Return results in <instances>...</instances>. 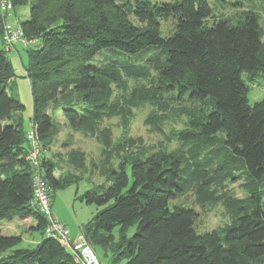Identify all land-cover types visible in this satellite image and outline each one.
<instances>
[{
  "label": "trees",
  "instance_id": "obj_1",
  "mask_svg": "<svg viewBox=\"0 0 264 264\" xmlns=\"http://www.w3.org/2000/svg\"><path fill=\"white\" fill-rule=\"evenodd\" d=\"M15 7L29 0H12ZM166 1V0H165ZM170 1V2H169ZM31 0L28 19L21 23L29 41L26 68L33 97V124L43 141L57 133L50 105L72 90L84 108L63 111L76 129L96 134L106 162L101 173L107 186L87 191L80 199L103 208L82 226L84 240L109 264H264V100L250 105L243 74H264V39L259 19L247 14L232 24L212 15L207 0ZM133 16L134 20L130 18ZM173 16L176 31L163 37L160 17ZM6 16L0 13V41ZM3 43V42H2ZM110 50L107 63L92 64L101 51ZM152 52V53H151ZM157 83L134 90L131 107L149 101L158 106L167 94L208 106L200 120L173 138L189 144L177 153H156L122 159L110 167L113 150L120 154L141 140L123 138L113 149L110 135L99 130L105 114L126 118L130 113L111 102L113 83L121 74ZM14 69L7 52L0 50V223H36L45 235V219L33 205L34 169L25 160L29 152L22 118L24 109L10 83ZM43 148V146H42ZM113 149V150H112ZM43 158L41 171L52 188L71 180L56 179L54 165ZM71 161H78L72 156ZM244 166V168H240ZM241 171L252 207L242 200L218 198L213 187L221 178ZM193 192L201 207L219 199L236 210L233 224L198 234V214L171 206ZM135 233L129 237V229ZM118 228L119 238L113 235ZM21 238L0 230V264H75L58 241L44 236L33 248H19Z\"/></svg>",
  "mask_w": 264,
  "mask_h": 264
},
{
  "label": "rangeland",
  "instance_id": "obj_2",
  "mask_svg": "<svg viewBox=\"0 0 264 264\" xmlns=\"http://www.w3.org/2000/svg\"><path fill=\"white\" fill-rule=\"evenodd\" d=\"M169 0H152L154 4L165 3ZM211 10V17L206 20V25L211 26L219 20H227L232 24L243 21L247 14H254L259 19L262 39H264V0H207ZM170 2V1H169ZM31 0L26 5L16 6L13 12V19L24 23L28 19ZM130 18L134 20L133 16ZM161 32L163 37L170 36L176 31L177 20L173 16L160 17ZM35 43V41H32ZM3 43L0 41V50H3ZM16 51L8 52L9 61L13 66L15 77L10 85L16 89V98L24 106L21 112L15 115V120L22 118L24 128L29 130L33 121V97L30 80L27 78L26 68L28 66V55L23 47H17ZM110 50L99 52L92 64L102 66L107 63L111 53ZM152 53V52H151ZM248 87V100L251 106L264 100V74L260 71L253 75L243 74ZM157 83L156 72L152 71L149 78L145 80L135 79L125 74H121L117 83H113L111 102L119 104L129 110L126 118L105 114L99 124V130H106L110 135L113 149L124 137L141 140L133 147L125 149L118 154L113 150L111 154L110 167L118 169L120 162L124 158L128 160L136 157L145 158L156 153H179L188 148L189 144H182L174 138L169 142L168 137H174L180 131L191 128L192 116L196 115L200 120L204 119L209 111V107L204 104L191 102L188 98H180L176 94H167L160 99L158 106L149 101L140 102L135 108L131 107V94L134 90L142 89ZM82 111L83 103L78 96L68 90L62 93L49 107L47 114L51 117L53 125L57 128V133L41 140L45 148L44 156L54 165L55 174L63 183L71 180L60 189L54 190L52 201L54 211L59 215V219L74 233L82 232V226L88 223L103 208L96 204H87L80 198L89 190H94L100 186H109L110 183L103 177L101 166L106 162L103 146L98 142L96 134H89L84 129L73 128L63 111L68 108ZM26 132V136H27ZM42 148V149H43ZM76 156V163L71 161L72 156ZM241 169L244 168L240 167ZM244 178L241 171H236L233 176L221 178L213 187V191L218 198H232L242 200L246 207L250 204V195L243 187ZM264 189V183L260 186ZM264 202V196L262 198ZM183 206L193 209L198 217L195 221V230L198 234H205L212 231L222 230L233 224L237 211L228 209L222 200L207 203L201 207L197 204L193 192L180 196L171 202V206ZM33 227L29 228V225ZM24 223L20 219L13 221H2L4 233L6 235L18 236L21 238L19 248H33L31 240L42 239L45 235L37 230L36 223ZM136 228L129 229L128 236L135 233ZM118 228L113 232L115 238H119ZM75 232V233H76ZM95 252L101 259L111 261L110 254L104 256L100 248ZM123 260L117 264H126Z\"/></svg>",
  "mask_w": 264,
  "mask_h": 264
},
{
  "label": "built area",
  "instance_id": "obj_3",
  "mask_svg": "<svg viewBox=\"0 0 264 264\" xmlns=\"http://www.w3.org/2000/svg\"><path fill=\"white\" fill-rule=\"evenodd\" d=\"M14 9L12 0H0V13L6 16L2 42L7 53L15 51L19 46L25 48L34 43L27 39L21 22L13 19ZM27 139L30 148L25 160L34 169L33 205L45 219V236L58 241L66 248L73 256L75 264H109L98 257L94 248L84 238L74 239L67 226L53 213L52 188L41 171L43 149L34 124L27 132Z\"/></svg>",
  "mask_w": 264,
  "mask_h": 264
},
{
  "label": "crops",
  "instance_id": "obj_4",
  "mask_svg": "<svg viewBox=\"0 0 264 264\" xmlns=\"http://www.w3.org/2000/svg\"><path fill=\"white\" fill-rule=\"evenodd\" d=\"M15 10V9H14ZM28 16H29V13H28ZM16 51V53H18V49H16L15 50ZM54 175H55V177H56V179H58V176L54 173ZM53 198V197H52ZM54 204H53V201H52V209H53V213L55 214V216L59 219L60 217H59V215L56 213V211H54ZM60 220V219H59ZM61 221V220H60ZM22 222H24V223H27V224H30V223H33V221H30V222H25V221H22ZM34 225L33 224H30L29 225V228L30 227H33ZM68 228V227H67ZM69 230H70V228H68ZM0 230L2 231V233L4 234V235H6V233H4V226H2L1 225V223H0ZM70 232H71V235H72V237L74 238V239H79V238H84V236L82 235V232H80V233H77L76 231V233L74 232H72L71 230H70ZM9 236H11V235H9ZM41 240L42 239H40V240H38V239H32L31 240V242L34 244V247L36 246V245H38L40 242H41Z\"/></svg>",
  "mask_w": 264,
  "mask_h": 264
}]
</instances>
